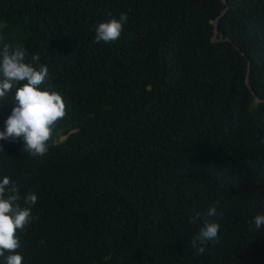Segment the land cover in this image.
Listing matches in <instances>:
<instances>
[{
    "label": "trees",
    "instance_id": "1",
    "mask_svg": "<svg viewBox=\"0 0 264 264\" xmlns=\"http://www.w3.org/2000/svg\"><path fill=\"white\" fill-rule=\"evenodd\" d=\"M121 13L120 39L95 43ZM4 43L39 53L67 105L44 157L0 141V178L38 194L22 264H264L247 223L264 211V0H0ZM213 204L219 242L198 256L189 221Z\"/></svg>",
    "mask_w": 264,
    "mask_h": 264
},
{
    "label": "clouds",
    "instance_id": "2",
    "mask_svg": "<svg viewBox=\"0 0 264 264\" xmlns=\"http://www.w3.org/2000/svg\"><path fill=\"white\" fill-rule=\"evenodd\" d=\"M128 21L126 13L119 19H111L94 26L95 43L118 41ZM40 61L39 53L31 56L21 45L4 43L0 47V102L14 104L11 114L5 120V129L0 131V141L23 140L21 151L33 158H42L48 153L49 141L59 121L66 116V102L61 94L42 88L49 80V68L46 64L34 65ZM21 82H23L21 84ZM21 85V86H18ZM64 136L58 138V141ZM0 151L4 147L0 144ZM38 201V194L32 191L21 195L20 186L10 177L0 178V258L4 264H22L23 256L17 251L21 248L18 232L23 231L38 217L32 214V207ZM224 213L213 204L201 214L197 212L190 219L191 224L199 220L202 226L191 237L190 248L198 256L205 253L208 243L219 242L221 225L215 218L223 219ZM249 224V231L264 228V211L257 213ZM44 241H41L43 244ZM7 253V255H6Z\"/></svg>",
    "mask_w": 264,
    "mask_h": 264
},
{
    "label": "rangeland",
    "instance_id": "3",
    "mask_svg": "<svg viewBox=\"0 0 264 264\" xmlns=\"http://www.w3.org/2000/svg\"><path fill=\"white\" fill-rule=\"evenodd\" d=\"M62 138H60V140H61Z\"/></svg>",
    "mask_w": 264,
    "mask_h": 264
},
{
    "label": "water",
    "instance_id": "4",
    "mask_svg": "<svg viewBox=\"0 0 264 264\" xmlns=\"http://www.w3.org/2000/svg\"><path fill=\"white\" fill-rule=\"evenodd\" d=\"M217 31V30H216Z\"/></svg>",
    "mask_w": 264,
    "mask_h": 264
}]
</instances>
